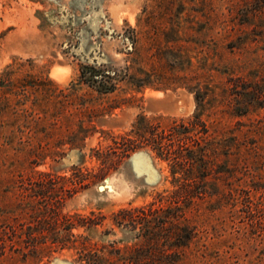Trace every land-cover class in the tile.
<instances>
[{"label":"rangeland","instance_id":"1","mask_svg":"<svg viewBox=\"0 0 264 264\" xmlns=\"http://www.w3.org/2000/svg\"><path fill=\"white\" fill-rule=\"evenodd\" d=\"M182 120L193 199L150 145ZM88 254L264 264V0H0V264Z\"/></svg>","mask_w":264,"mask_h":264},{"label":"trees","instance_id":"2","mask_svg":"<svg viewBox=\"0 0 264 264\" xmlns=\"http://www.w3.org/2000/svg\"><path fill=\"white\" fill-rule=\"evenodd\" d=\"M196 101L200 102V97L196 95ZM197 118V117H196ZM199 125L198 120H194L192 122L175 121L171 129L169 130V134L165 135H157L153 134L154 137L152 141H150V145L153 148V151H156L160 157H164L166 159H171L174 161V174H179L180 179H177L180 182L178 190L174 193L175 197H186L187 199H193L194 195L192 190H190V181L196 176V166L203 163L205 154L204 148L201 146V142L199 138L194 136V129ZM126 153L130 151L136 150L137 147H127ZM176 180V179H175ZM182 181V182H181ZM181 209L174 210V213L170 215V222L172 230L174 231L172 236L176 242L182 239H186L187 242L192 239L194 228L191 227L187 222L186 217L184 218L182 215H177L178 211ZM167 217V216H166ZM168 218V217H167ZM169 219V218H168ZM180 219H183L185 224L181 227L179 224H176ZM164 226L167 222L166 220L160 221L158 220L157 224H159L160 228ZM179 231L184 232L183 235H180ZM185 240V241H186ZM175 247H186L187 243L180 244L174 243ZM174 248V247H173ZM175 255H177L175 253ZM178 256V255H177ZM175 256V258L167 257L161 258L154 261V263L150 264H181L183 261L180 257ZM84 257V256H83ZM86 264H113L106 257H101L93 254H88L83 259ZM130 263L132 261H129ZM134 264H138V261H133ZM183 264V263H182Z\"/></svg>","mask_w":264,"mask_h":264},{"label":"water","instance_id":"3","mask_svg":"<svg viewBox=\"0 0 264 264\" xmlns=\"http://www.w3.org/2000/svg\"><path fill=\"white\" fill-rule=\"evenodd\" d=\"M58 264H60V263H58ZM62 264V263H61ZM65 264H68V263H65Z\"/></svg>","mask_w":264,"mask_h":264}]
</instances>
